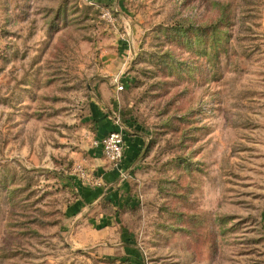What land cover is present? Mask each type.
<instances>
[{"label":"rangeland","instance_id":"obj_1","mask_svg":"<svg viewBox=\"0 0 264 264\" xmlns=\"http://www.w3.org/2000/svg\"><path fill=\"white\" fill-rule=\"evenodd\" d=\"M135 250L264 264V0H0V264Z\"/></svg>","mask_w":264,"mask_h":264},{"label":"crops","instance_id":"obj_2","mask_svg":"<svg viewBox=\"0 0 264 264\" xmlns=\"http://www.w3.org/2000/svg\"><path fill=\"white\" fill-rule=\"evenodd\" d=\"M100 128L97 132L96 135V139H100L102 138L104 135H106L108 132H110L111 130L116 129V126H113V124L111 125L110 121L108 120H104L101 119L100 121ZM140 146H141V139L138 138L137 136H133V137H126L124 136V151H123V157L122 159L119 161L118 164L116 165H110V167L108 168V170L106 172H104L105 177L109 178V179H114L116 178L119 173H121L124 170H128L131 167V164L133 163L134 158L137 156V153L140 150ZM92 153L95 154H102L101 151V147L100 145H96L92 148ZM126 185V183H124ZM123 184V186H124ZM125 187V186H124ZM136 252L137 251H133ZM132 253V251H131ZM139 253H137V255H133V259H131L132 264H140V261L137 259L139 257L138 255ZM140 258V257H139Z\"/></svg>","mask_w":264,"mask_h":264},{"label":"built area","instance_id":"obj_3","mask_svg":"<svg viewBox=\"0 0 264 264\" xmlns=\"http://www.w3.org/2000/svg\"><path fill=\"white\" fill-rule=\"evenodd\" d=\"M122 88V85L118 86V90ZM94 144L100 145L104 157L114 165L118 164L123 157L124 135L121 130L115 129L108 132L102 138L96 139ZM81 173L84 174L82 170Z\"/></svg>","mask_w":264,"mask_h":264}]
</instances>
